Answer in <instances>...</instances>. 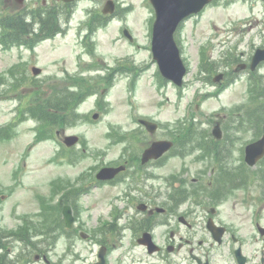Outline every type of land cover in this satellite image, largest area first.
Listing matches in <instances>:
<instances>
[{
	"label": "rangeland",
	"instance_id": "374dc122",
	"mask_svg": "<svg viewBox=\"0 0 264 264\" xmlns=\"http://www.w3.org/2000/svg\"><path fill=\"white\" fill-rule=\"evenodd\" d=\"M15 3V0H2L0 11H11ZM116 3L118 15L110 24L97 29L93 37L92 51L86 46L88 37L84 43L85 31L81 30L77 23L84 20L88 10H102L105 2L101 1L83 2L76 12L71 30L42 42L35 51L27 48L6 49L0 45V131H3V126L12 123L17 125V133L14 136L0 138V228L15 236L5 239L7 250L10 252L8 260L13 264H27L34 253L33 249L43 245L49 249L53 262L91 264L95 260L98 245L91 240L90 233L98 224L103 225L102 220L109 216L111 206L104 202L108 193L112 192L108 187L78 198L77 215L82 229L88 233V239L82 238L79 233H72L71 237L62 235L52 240L49 236H43L37 238V241L27 242L21 241L19 234L32 227L35 221H42L44 211L40 209V200L36 195L46 193L49 199L51 180L59 175L73 177L83 172L91 173L95 166L120 157L128 143L121 142L120 134L127 133L131 140L137 138L138 148L147 145L152 137L139 128L138 122H135L137 116L150 117L159 122L160 129L154 134V138L171 135L178 126L187 122H195L205 127V124H213L215 119L239 123L248 121L253 124L264 121V110L259 103L263 101L260 90H264V64L252 73L254 75L247 70L241 71L237 74V79L219 90H216L217 83L211 76L212 72L233 70L235 63L230 67L223 64L231 54L247 59L252 55L254 47L264 44L263 1L218 0L185 22L179 36L190 71L182 89L175 87L171 82L161 81L158 73V65L150 48L151 19L155 15L150 0H116ZM125 27L134 35L133 42L124 35ZM203 47V53L214 61L212 69H209V65L205 66L206 71H203L205 64L201 62ZM92 59H97L95 62L99 65L88 63ZM85 62L88 64L83 66ZM16 63L21 64L20 67L23 68L20 72L22 75L18 74V77L22 76L23 80L29 83L22 84L18 90L13 91L12 84L16 83L17 79L9 74L8 69ZM123 63L130 65L125 66L130 69L127 71L122 67V70L114 72L112 83H107L110 88L104 93H107L105 98L108 102L101 101L103 108L98 119L92 118L97 110L94 107L96 96L90 97L80 109L87 114L88 119L66 130V133L72 132L81 136V142L73 147L76 153L66 151L63 156L57 157L63 148L60 143L62 137H59L56 131H60L59 135L63 136L65 130L62 127L56 128L53 136L45 138L47 134L43 133L42 139H37L39 122L36 118L25 114L24 120L19 122L18 113L22 107L27 108L35 102L36 95L29 98L34 87H44V70L62 74L65 69L71 73L84 70V74H93L102 80L97 100L100 96L104 98L101 90L106 81L101 76L107 75L115 66H122ZM33 65L42 67L43 73L34 76ZM138 66L143 70L131 73V69ZM86 68L91 70H85ZM134 76L137 78L132 86ZM31 77L37 80L30 81ZM250 79L259 86L252 87ZM23 94L25 97L21 100L20 96ZM26 98L29 99L25 101ZM83 117L81 114L79 119ZM111 128L119 131H113V140L109 138L108 133ZM241 132L243 134L240 144H245L256 134L254 128ZM109 142L113 144L110 145ZM191 158L172 157L161 168L154 170L155 175H166L173 171L184 172L186 168L189 169L190 179L203 166V161H192ZM158 187H164L163 179L158 176L142 181V188L151 191ZM121 215L120 213L119 216ZM26 221L31 224L29 227H24ZM120 232L121 230L119 234ZM122 238V248L119 247V237L115 240L111 260L116 261L118 257L123 256L126 258L125 264H142L152 260L147 256L145 260L142 247L134 248L128 243V238L124 239V234ZM16 255L22 258L21 260L28 255L31 257L21 262L15 259ZM130 256L134 258L133 261H130ZM33 258L34 256L30 264H43L34 262Z\"/></svg>",
	"mask_w": 264,
	"mask_h": 264
},
{
	"label": "flooded vegetation",
	"instance_id": "af4514ba",
	"mask_svg": "<svg viewBox=\"0 0 264 264\" xmlns=\"http://www.w3.org/2000/svg\"><path fill=\"white\" fill-rule=\"evenodd\" d=\"M15 1L10 11L12 27L22 33L36 34L65 33L81 0ZM100 18L104 22L110 17L102 14ZM251 57L242 58V61L249 62ZM228 74H224L225 78ZM242 124L220 121L222 137L219 139L212 133L213 124H205L202 140H199L200 153L192 148L198 139L188 137L189 130L176 129L175 134L185 137L179 138L180 145L174 143L175 152L146 164L141 160L147 145L138 148L134 138L120 155H123L126 170L114 179H98L96 170L80 174L67 190L60 189L54 202L63 206L68 202L76 215L77 226L68 229V233L81 231L77 215L79 196L91 188L108 186L112 192L104 202L113 207V201L124 209L132 231L130 238L134 236L139 242L147 233L159 245L158 251L153 253L155 261L152 264H264V158L255 166L245 162L246 144H240L241 131L250 130L252 125ZM261 126L264 128V123ZM261 134L264 131L254 135L252 140ZM195 156L201 158L203 166L190 179L189 170L185 169L184 172L155 175L154 170L172 157H192L193 161ZM153 176L163 179V189L142 188V181ZM120 183L124 184L121 190L118 189ZM76 189L82 191L80 195ZM142 204L145 206L141 207ZM132 210L139 212L132 214ZM92 234L99 236L101 244L107 248L108 264L126 263L124 256L111 260L112 247L119 236L116 227H99ZM44 254L37 253L36 259L40 260Z\"/></svg>",
	"mask_w": 264,
	"mask_h": 264
},
{
	"label": "water",
	"instance_id": "95a60500",
	"mask_svg": "<svg viewBox=\"0 0 264 264\" xmlns=\"http://www.w3.org/2000/svg\"><path fill=\"white\" fill-rule=\"evenodd\" d=\"M156 9V21L154 23L153 51L159 61L163 74L172 78L178 84H182L186 73L185 65L180 57L179 48L174 39V31L179 23L189 14L200 11L211 0H151ZM114 5L110 1L106 11H113ZM130 36L129 32L125 31ZM261 60H264V49H259L254 56L252 67L254 68ZM150 130H155L156 125L145 121ZM219 128L215 129V133ZM77 137L70 136L67 143L73 144ZM170 142L156 141L144 153L143 161L151 157L160 156L169 146ZM264 154V137L247 147V160L254 164ZM121 168H104L101 172L103 177H111ZM67 225L71 226L73 217L70 209H65ZM101 260L97 264H106L104 251L100 253Z\"/></svg>",
	"mask_w": 264,
	"mask_h": 264
},
{
	"label": "trees",
	"instance_id": "16d2710c",
	"mask_svg": "<svg viewBox=\"0 0 264 264\" xmlns=\"http://www.w3.org/2000/svg\"><path fill=\"white\" fill-rule=\"evenodd\" d=\"M11 22H10V17H7L6 18V25H10ZM23 35V33H7V34H3V39L6 41V42H20V41H26V39H20V37ZM25 36V35H24ZM43 36H47V35H43ZM264 98V97H263ZM263 105H264V102H263ZM35 112V111H34ZM36 112L39 113H35L36 116H38L39 118H42L43 114H45V112L43 111V109L41 107H38L36 108ZM42 114V115H40ZM45 118V117H44ZM45 120L47 121V118H45Z\"/></svg>",
	"mask_w": 264,
	"mask_h": 264
}]
</instances>
